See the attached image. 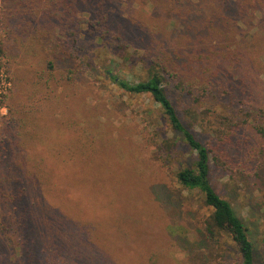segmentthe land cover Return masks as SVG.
Instances as JSON below:
<instances>
[{"label": "trees", "instance_id": "obj_1", "mask_svg": "<svg viewBox=\"0 0 264 264\" xmlns=\"http://www.w3.org/2000/svg\"><path fill=\"white\" fill-rule=\"evenodd\" d=\"M137 1L140 0H123L128 4V22L138 32L133 33L131 29L130 35L148 43L145 55L158 70L136 82L111 70L110 75L130 93H149L162 107L175 134L181 135V140L191 148L188 163L175 172L177 184L160 185L157 197L167 202L186 199L180 189L176 190L178 185L181 189L196 191L211 210L210 216L201 219L203 233L213 247L222 248L216 264H228L227 250L235 251L238 264H258L256 246L247 223L232 203L218 193L210 179L211 159L226 171L244 172L229 151L221 148L234 141L233 137L242 126L230 117H221L216 138L218 145L216 149L207 145L187 125L169 87L177 88L182 105L191 95L198 101L196 93H203V98L207 99V96L223 97V92H227L211 72L213 65H219L216 63L218 56L232 52L220 48L219 37L220 33H229L223 19L225 4L230 0H223L221 7L218 0H204L208 10L203 8L196 12L188 9L191 0H152L155 19L152 24L143 22L137 17L139 14L134 13ZM115 3L116 0H0V23L6 34L0 44L3 58L5 54L13 61L15 54L9 51L25 47L28 55L32 51L41 56L42 67L30 79L20 73L14 74L13 87L4 99L8 114L2 118L0 126V264H9L8 257L12 258L14 253L19 256L11 264H72L73 260L81 264L104 263L100 253L86 249L77 237L85 234L80 223L77 222L78 229L73 224L69 226L73 219L66 217L69 214L60 208L58 214H52L54 207H50L52 203L45 191L59 190L63 198L61 203L82 204V211L87 208L89 212L94 209L93 205L81 198L75 200L66 192L67 184L75 181L82 185V178L89 181L85 174L89 170L93 173L99 164L116 167L100 154L108 140L103 130L96 128L89 113L82 109L81 83L76 76L85 70L80 53L84 25H89L101 39L118 42L122 48L126 46L125 24L116 18ZM160 20L168 26L169 38L162 34ZM239 61L240 57L234 58L233 65L239 66ZM7 71L10 73L8 68ZM189 77L195 78L190 80ZM49 107L61 114L52 125L42 119ZM71 170L76 174L69 176ZM125 185V188L113 187L109 193L117 201L121 197L131 198L128 195L137 190L128 188L126 182ZM119 210L114 208L116 220L123 217ZM87 211L82 218L94 220L95 211ZM44 233L67 239V243L62 244L59 239L57 251L50 250L46 258H39L34 250L38 242L44 241ZM68 243H74L75 254L64 257L60 251L68 250ZM27 252L29 263L23 260Z\"/></svg>", "mask_w": 264, "mask_h": 264}, {"label": "rangeland", "instance_id": "obj_2", "mask_svg": "<svg viewBox=\"0 0 264 264\" xmlns=\"http://www.w3.org/2000/svg\"><path fill=\"white\" fill-rule=\"evenodd\" d=\"M222 1L218 0L219 7ZM115 4L116 18L125 24L126 46L122 48L118 42L103 40L89 25H84L80 34L83 39L80 53L85 70L76 76L81 83L82 109L89 113L96 128H101L108 140L100 154L116 167L99 164L93 173L89 170L85 174L89 181L82 178V185L75 181L67 184L66 192L75 200L81 198L93 205L94 209L89 212L87 208L82 211V204L61 203L63 198L59 190H47L45 196L53 204L50 206L54 207L53 215L61 209L69 214L66 217L73 219L69 226L73 224L78 229L77 222L82 225L80 229L85 234L77 237L86 249L104 257L103 264H216L222 248L213 247L203 233L201 219L210 216L211 210L201 195L178 185L176 190L180 189L186 199L167 202L157 197L160 185L177 184L175 172L188 163L191 148L181 140V135L175 134L162 107L149 93H130L111 77L113 72L136 82L158 70L145 55L148 43L130 35L134 27L131 28L127 19L128 4L123 0H116ZM133 7L143 22H154L152 0L137 1ZM203 8L208 10L204 0H191L188 5V9L195 12ZM223 20L229 33H220V48L232 52L218 56L216 63L219 65H213L211 72L227 91L223 92V97L207 96L205 99L203 93H196L198 101L191 95V99L187 98L182 105L177 88L169 87L187 125L207 145L216 149L221 117H230L242 126L233 137L234 141L221 148L229 151L244 172L226 171L211 159L210 179L218 193L232 203L247 223L256 246L258 264H264V0H230L225 4ZM158 22L162 34L169 38L168 26L162 20ZM5 39L0 23V44ZM9 52L15 54L13 61L5 54L3 58L0 50V126L2 118L8 114L4 99L13 87L14 74L20 73L30 79L38 68H42L41 56L32 51L28 55L25 47H16ZM238 57L239 66L233 65L234 58ZM73 67H77L74 62ZM194 78L189 77L190 80ZM42 117L44 122L52 125L61 114L49 107ZM71 173L76 174V171L71 170L69 176ZM125 182L129 184L128 188L135 187L137 192L128 195L131 198L121 197L117 201L109 192L113 187L125 188ZM115 207L120 208V215L123 213L119 220L114 219ZM86 211H95L96 218L83 219ZM43 236L44 241L38 242L34 250L39 258H46L50 250L57 251L60 239L48 233ZM60 240L62 244L67 243V239ZM67 246L68 250L60 251L64 257L75 254L74 243ZM17 255L8 257L7 263H14ZM226 255L228 264H238L235 251L227 250ZM28 258L27 252L23 258L25 263H29ZM72 264L81 262L73 260Z\"/></svg>", "mask_w": 264, "mask_h": 264}]
</instances>
